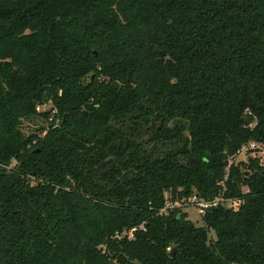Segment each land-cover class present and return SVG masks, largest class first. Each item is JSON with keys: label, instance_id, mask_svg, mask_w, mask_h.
<instances>
[{"label": "trees", "instance_id": "1", "mask_svg": "<svg viewBox=\"0 0 264 264\" xmlns=\"http://www.w3.org/2000/svg\"><path fill=\"white\" fill-rule=\"evenodd\" d=\"M252 138L264 0H0V264H264Z\"/></svg>", "mask_w": 264, "mask_h": 264}, {"label": "built area", "instance_id": "2", "mask_svg": "<svg viewBox=\"0 0 264 264\" xmlns=\"http://www.w3.org/2000/svg\"><path fill=\"white\" fill-rule=\"evenodd\" d=\"M251 112V111H249ZM250 125H253L251 123ZM250 156L259 157V160L262 164H264V141L257 139H249L241 144V146L237 149V151L231 154L228 157L227 164L225 166V174L224 178L219 182L222 186L219 191L211 198H204L198 195L196 192L189 195L188 197H183L181 200H171L168 198L167 206H181L182 202L191 203L199 209L201 213H204L205 209L210 206H217L219 204H223L227 207H231L233 209H238L242 199L234 196L226 195L227 185L226 180L229 176L230 168L233 163L240 160H248ZM244 190H247L245 187ZM169 192L166 191V196L168 197ZM167 207H164L162 210H166ZM137 226H133L129 229H124L121 232H117V236L128 235L129 237H133L134 230H136Z\"/></svg>", "mask_w": 264, "mask_h": 264}, {"label": "rangeland", "instance_id": "3", "mask_svg": "<svg viewBox=\"0 0 264 264\" xmlns=\"http://www.w3.org/2000/svg\"><path fill=\"white\" fill-rule=\"evenodd\" d=\"M49 105H50V103L46 104L45 106L48 108ZM37 122L42 124V120L41 119H39ZM36 125H37V123L33 122V123H31L29 128L32 129ZM167 195L170 196V193H168ZM181 207H182V209L184 211H187L188 217L193 219L197 224H204L203 215H202L203 213H201L199 211V209L196 208L195 205H193L191 203L182 202ZM210 234H211L212 237H215V232H214L213 229H210Z\"/></svg>", "mask_w": 264, "mask_h": 264}]
</instances>
